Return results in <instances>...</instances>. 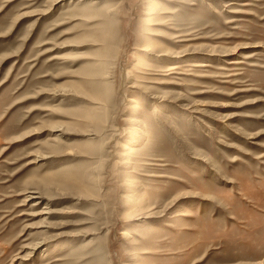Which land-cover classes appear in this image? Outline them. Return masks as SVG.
Here are the masks:
<instances>
[{
	"label": "rangeland",
	"instance_id": "374dc122",
	"mask_svg": "<svg viewBox=\"0 0 264 264\" xmlns=\"http://www.w3.org/2000/svg\"><path fill=\"white\" fill-rule=\"evenodd\" d=\"M0 264H264V0H0Z\"/></svg>",
	"mask_w": 264,
	"mask_h": 264
},
{
	"label": "bare ground",
	"instance_id": "6f19581e",
	"mask_svg": "<svg viewBox=\"0 0 264 264\" xmlns=\"http://www.w3.org/2000/svg\"><path fill=\"white\" fill-rule=\"evenodd\" d=\"M176 68H178V65H171V67H170V70H173V69H176Z\"/></svg>",
	"mask_w": 264,
	"mask_h": 264
}]
</instances>
